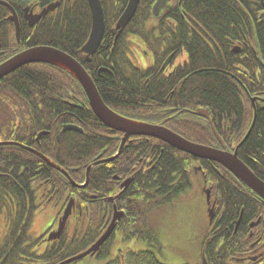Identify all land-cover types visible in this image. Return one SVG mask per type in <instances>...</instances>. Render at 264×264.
Segmentation results:
<instances>
[{"label":"trees","instance_id":"trees-1","mask_svg":"<svg viewBox=\"0 0 264 264\" xmlns=\"http://www.w3.org/2000/svg\"><path fill=\"white\" fill-rule=\"evenodd\" d=\"M4 1L19 16L20 41H16L13 24L7 19V8L0 4V62L37 45L59 48L84 65L110 108L138 120H149L160 113L157 110L162 109L159 103L163 102L172 106V130L210 147L234 150L254 121L238 148V157L264 181V8L259 0H174L158 18L151 11L155 0H141L116 41L112 36L104 38L90 63L85 62L82 52L91 18L86 0H61L55 13L46 15L34 27H29L23 17V7L29 0ZM39 1L41 6L51 2ZM101 2L106 20L114 26L127 0ZM130 36L142 38L152 50L155 63L149 69H139L130 58L123 60L133 43L127 38ZM171 52L172 64L181 52L186 53V59L172 68L169 76L160 67ZM104 65L111 71L107 72ZM252 98H257L255 115ZM77 99L86 100L79 83L47 63L23 65L0 80V141L11 142L0 145V215L7 223L0 264H58L95 241L100 228L111 220L114 208L124 211L115 232L128 225L137 208L148 205L142 200L144 196L157 192L163 204L169 206L175 193L184 192L194 182L202 188L204 179H194V167L201 168L208 184L211 181L219 207L230 220L234 221L239 208L251 200L250 190L220 164L145 136L129 137L116 158L90 169L85 184L86 169L99 155L101 159L114 155L122 134L105 126L89 108L76 107ZM198 107L209 110L212 126L224 146L219 145L206 119L187 113ZM65 124L80 125L82 132L63 131ZM38 131L45 133L37 144L34 138ZM19 144L36 147L64 168L74 184ZM130 176L132 179L120 193L121 182ZM70 198L74 199V210L60 238L41 244V238L28 236L40 201L46 205L54 200L60 205L58 217ZM86 211L93 213L89 216ZM155 229L138 228L148 239L158 236ZM114 232L96 253L95 258L105 259L103 264H157L154 253L147 250L132 253L124 249L111 260ZM216 233L214 224L207 226L203 247L208 263L229 264L228 250L233 252L234 246L230 245L236 236L216 251ZM155 242V254L159 256L160 241ZM42 245L44 250L39 251Z\"/></svg>","mask_w":264,"mask_h":264},{"label":"water","instance_id":"water-1","mask_svg":"<svg viewBox=\"0 0 264 264\" xmlns=\"http://www.w3.org/2000/svg\"><path fill=\"white\" fill-rule=\"evenodd\" d=\"M140 0H128L126 8L124 9L120 19L118 20L117 26L119 28H123L134 16L137 6ZM168 0H157L152 7L153 15L157 16L161 12L162 9L167 7ZM261 5L264 8V0H259ZM9 7L12 12L10 16V20L15 25L16 37H19V23L18 17L12 7H10L9 3L0 2ZM90 11H91V19H92V28L90 30V34L87 42L83 46V51L87 53V55L92 54L97 49L103 37V27H104V12L101 6L100 0H88ZM56 4L50 3L39 14L27 13V9H25L26 15L25 18L28 19V23L30 26H33L36 21L44 16L48 11L54 10ZM234 50H238L237 48ZM28 63H47L61 68L62 70L68 72L72 77H74L81 85L88 102L93 109L96 116L108 127L111 129L121 131L124 133L122 137V142L119 148L118 153L120 152L122 145L125 142V139L132 135H146V136H154L158 139L168 143L173 148L188 153L196 158L207 159L210 161H214L222 165L226 168L234 177H236L241 183H243L250 191L254 192L260 200L264 203V182L254 174L238 157V148L248 137L251 128L254 124V121L245 135L241 143L236 147L233 152L217 149L201 144H197L191 142L182 136L174 133L171 130L161 126V125H152L145 122H139L132 119H128L122 117L121 115L112 111L108 106H106L102 99L100 98L98 91L90 79L89 75L86 73L84 68L78 63L72 56L65 53L64 51L52 47V46H35L32 48L25 49L21 52H18L14 56L8 58L7 60L0 63V79L9 75L11 72L16 70L22 65ZM257 98H252V103L254 107V115L256 113L254 102ZM264 103V100H261ZM196 114L206 117L209 119L208 110L207 109H198ZM211 124V122H210ZM75 129L80 131L77 127L73 126H65L64 129ZM212 131L218 141L224 145V142L216 132L214 128ZM46 159L45 157H43ZM48 163L55 166L59 170H61L56 165L52 164L50 160L46 159ZM91 167V166H90ZM89 167V168H90ZM88 168V169H89ZM200 169V168H199ZM129 182L127 180L125 185ZM71 202L65 208L63 216L60 218L58 223V229L56 232L50 234V238H58L64 228L65 222L67 220L68 215L70 214ZM121 216L120 213L115 212L112 220H117ZM114 229L113 223L109 226L107 231L103 233V235L94 243V245L89 249V251L85 253H80L66 262H70L76 259H80L86 256L91 249L94 252H97L100 245L110 236ZM92 252V251H91Z\"/></svg>","mask_w":264,"mask_h":264},{"label":"rangeland","instance_id":"rangeland-1","mask_svg":"<svg viewBox=\"0 0 264 264\" xmlns=\"http://www.w3.org/2000/svg\"><path fill=\"white\" fill-rule=\"evenodd\" d=\"M169 1L171 0H168V2ZM173 3L174 0L171 1V5ZM127 38H130L129 41L131 40L133 42L132 44H130L129 49H127V53L129 54L132 63H134L141 69L148 68L154 59L152 50L147 47V43H145V41L138 36L137 38L132 36ZM185 59L186 53L181 52L179 57L174 60L173 64L172 60H170L168 64H166V66H168L166 72L172 70V68L176 67L178 64L183 63ZM123 75L126 76L125 73ZM85 103L87 104L86 100ZM100 157H102V155H99V158ZM193 165L194 163L192 164L191 168H193ZM191 173L193 174L194 179H206V177L201 174L200 170H196V167H194V170H191ZM68 180L72 184L74 183V179L70 175ZM205 190H207L208 193L211 191L208 187V183H205L204 181L203 188H200L198 182H194V185L192 187L182 192L177 198L173 199V202L169 206L164 207V209L160 213L154 214V218H152V220L154 221L153 225L155 227H160V230H156V233H158V240L160 241L161 246L160 250H162V253L159 256L157 255V257L161 262L165 264H199L201 244L206 237L205 234L207 223L209 222V214L207 212L206 206L207 203H205ZM42 197L43 196H41V198ZM56 197L57 195L55 196L54 200L56 199ZM53 202L50 205H45V202L43 203V201H40V204L42 205L37 210L36 215L30 225L28 233L29 237H41L42 234L46 232L49 227H51V225H56L57 219L60 218L62 213L58 218L57 214L58 212H60L59 210L61 209V206L56 205ZM70 209L71 213L68 215L67 220L68 218H70V216L72 215V211L74 210V199H72V205ZM87 213L90 216V214H92L93 212L88 211ZM118 220L119 219H117V221ZM6 232L7 223L3 219L2 223H0V239L4 237ZM115 234H118V232H116ZM168 239H172V247L166 249V247L170 244L168 242ZM133 241L134 240H130L127 241L128 243H126V245L131 246V249L133 250L132 253H136L137 250L140 252H143V250H147L149 252L152 251L154 255H156L155 253L157 251V248L155 247V245L152 246L151 243L148 242L140 243L139 241ZM114 242L116 243V241ZM125 242L126 241H124V243ZM44 247L45 245H42L41 247H38V250L43 251ZM146 254L144 255L147 259L148 254ZM113 256L114 252L111 251L110 257L112 258ZM131 260L134 261L133 257L131 258ZM140 260L141 258L136 261L140 262ZM102 261H105V259L100 260L95 258L94 256H87L85 257V259L78 261L76 264H103Z\"/></svg>","mask_w":264,"mask_h":264},{"label":"flooded vegetation","instance_id":"flooded-vegetation-1","mask_svg":"<svg viewBox=\"0 0 264 264\" xmlns=\"http://www.w3.org/2000/svg\"><path fill=\"white\" fill-rule=\"evenodd\" d=\"M27 4L34 10V12H36V10L39 9L41 6V1L29 0ZM103 39L101 44L103 43ZM95 56L97 55H93L90 61ZM167 57H170L168 61H167ZM124 59L126 62V59H129V54L126 55V57L123 58V60ZM170 60H172V52L166 55L164 61L162 62L161 69H163V66L166 63L168 64ZM123 65L125 71L127 69L125 66L126 64ZM104 68L110 69L109 67H106V65H104ZM166 69H168V66ZM101 70L103 69H100L99 72H101ZM167 73L169 74V76H172V70L168 71ZM162 103L163 102L159 103L163 105L162 109L157 110V112L160 113L158 114L154 113L152 118L160 123L165 122V125L169 127V123L172 121V106H169L168 104L164 105ZM146 106L149 107L148 104ZM153 110L155 109L153 108ZM153 168L154 165H152V170ZM124 181H122L120 184V187L122 186L121 191H124L122 185ZM204 181L205 183H208L206 179H204ZM208 187L210 188L211 191L208 193V191L205 190L206 193L205 203H207L206 204L207 212L209 214V222L207 223V226L213 224L214 226H216V231H217L216 234L217 236H219L218 238L219 240H217L215 246L216 251L218 247L224 244V242L228 243L232 240L234 236H236L234 238L233 243L230 245V246H234L233 252L231 253L228 250V253L231 254L228 263L229 264H264V203L254 192L251 191L248 192V195L251 200L249 201L248 204H245L244 206L239 208V210L237 211V217L233 221L230 220V218H227V216L224 215V209L219 207L220 200L219 198H217L218 193L214 192L213 189L214 186L211 183V181H209ZM180 194L181 193H179L176 196L175 193V198L180 196ZM246 205H248L247 213H245ZM155 230H160V227L157 226ZM237 232L238 234L236 235ZM171 241L172 240L169 241L170 243L169 246H171ZM208 262L210 261L209 258L205 255V247H201L199 264H209Z\"/></svg>","mask_w":264,"mask_h":264},{"label":"bare ground","instance_id":"bare-ground-1","mask_svg":"<svg viewBox=\"0 0 264 264\" xmlns=\"http://www.w3.org/2000/svg\"><path fill=\"white\" fill-rule=\"evenodd\" d=\"M50 3L56 4L55 8L58 9L62 2L61 0H51ZM90 11V10H89ZM55 10H50L46 13V15H51L54 14ZM122 15V13L119 15V17L117 18V20L115 21L114 26L110 27V24L108 23L107 20H104V27H103V38H108L109 36H112V38L114 39V42L117 39V30L119 29V26H117L118 20L120 19V16ZM90 16H91V12H90ZM91 29L92 28V19L90 18V26ZM112 29V31H110ZM162 72V70H160ZM81 102V100L77 99L76 102ZM75 102V103H76ZM122 117H128L127 114H124ZM171 146V145H170ZM122 187V186H121ZM142 200H147L148 205H141L139 208H137L136 214L131 216V219L128 223V225H126L124 227V229H121V231H118V234H116L117 236H124V237H129V238H133L136 239L140 242H148L151 243V245L153 246L156 242L155 240L158 239V236H155L152 239H148L147 237H145L142 232H139L138 228L143 226L146 229H151L153 226V220L152 218H154V214L155 213H160L164 207H166L167 205L163 204V200H162V196L160 194H158L157 192L151 193L147 196H144V198H142ZM140 216V217H138ZM113 223L114 225V229L119 225V222L117 220H110L107 224H105V226L103 225L100 229V235L96 237L95 241H93L90 245H88L86 248H84L81 252L85 253L87 251H89V249L94 245V243L102 236L103 233H105V231H107V229L109 228V226ZM137 231L139 233H137ZM120 232V234H119ZM129 235V236H128ZM172 240V239H168V242ZM92 251V252H91ZM91 251L87 254V255H93L95 254V252L93 253V250L91 249ZM122 251V250H121Z\"/></svg>","mask_w":264,"mask_h":264}]
</instances>
